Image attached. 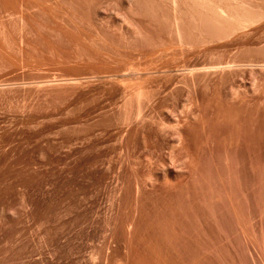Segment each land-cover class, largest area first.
Wrapping results in <instances>:
<instances>
[{
  "label": "rangeland",
  "instance_id": "374dc122",
  "mask_svg": "<svg viewBox=\"0 0 264 264\" xmlns=\"http://www.w3.org/2000/svg\"><path fill=\"white\" fill-rule=\"evenodd\" d=\"M197 247L264 264V0H0V264Z\"/></svg>",
  "mask_w": 264,
  "mask_h": 264
},
{
  "label": "bare ground",
  "instance_id": "6f19581e",
  "mask_svg": "<svg viewBox=\"0 0 264 264\" xmlns=\"http://www.w3.org/2000/svg\"><path fill=\"white\" fill-rule=\"evenodd\" d=\"M178 254H179V252H178ZM184 254L181 255V252H180L179 255H181V256L178 255L180 259H177V261L180 260L181 264H210L211 263V261L208 262L207 259L205 260L204 257L199 258V256H202L201 248L199 249V247H197V248H195V250H193V252L190 254L191 256L187 255V253H184ZM184 259H185V261H184ZM177 264H179V262Z\"/></svg>",
  "mask_w": 264,
  "mask_h": 264
}]
</instances>
